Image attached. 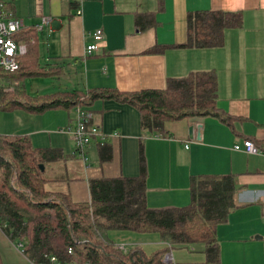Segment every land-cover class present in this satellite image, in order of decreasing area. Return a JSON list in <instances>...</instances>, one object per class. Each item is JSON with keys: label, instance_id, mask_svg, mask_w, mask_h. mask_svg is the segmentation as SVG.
I'll return each instance as SVG.
<instances>
[{"label": "crops", "instance_id": "1", "mask_svg": "<svg viewBox=\"0 0 264 264\" xmlns=\"http://www.w3.org/2000/svg\"><path fill=\"white\" fill-rule=\"evenodd\" d=\"M6 2L23 18L24 29L36 32L38 58L51 73L39 77L60 86L36 93L97 87L126 92L163 89L170 78L214 70L218 105L231 116L230 122L215 115L168 120L163 131H146L134 105L113 98L96 99L89 108L100 134L86 147L89 161L85 162L75 152L72 133L67 130L75 120L76 108L56 107L40 113L22 109L31 123L27 130L14 125L9 129L3 119L0 132L26 134L36 147L62 151L60 159L45 165L50 172L46 189L67 193L74 202L90 201V179L140 174L141 148L146 200L151 208L189 204L193 176L232 174L238 187L235 206L217 226L219 264H264V0ZM206 9L239 12L242 24L224 30L221 46H178L187 40L188 13ZM144 13L153 15V23L140 29L137 16ZM43 17L50 20L39 29ZM98 28L103 38L97 42L98 49L87 54V46L96 42L93 32ZM156 46L159 51L148 52ZM190 126H194L192 136ZM246 139L254 142L258 153L243 147ZM236 144L242 149H236ZM103 147L109 150V159L101 158ZM3 235L10 239L0 225V237L5 239ZM110 236L118 244L141 246L146 253L168 247L174 264H207L202 242L171 245L159 232L130 230H111Z\"/></svg>", "mask_w": 264, "mask_h": 264}, {"label": "trees", "instance_id": "2", "mask_svg": "<svg viewBox=\"0 0 264 264\" xmlns=\"http://www.w3.org/2000/svg\"><path fill=\"white\" fill-rule=\"evenodd\" d=\"M153 23L151 13L139 14L137 25ZM242 24L239 12L196 10L187 15V40L180 47H215L224 42V30ZM29 44L19 58L20 67H0V111L21 108L40 113L56 107L86 108L96 99H116L134 105L146 131H163L168 120L215 115L226 122L231 116L218 105V81L214 70H202L170 78L163 89L134 92L112 88L32 93L26 79L51 74L38 58L34 29L17 35ZM35 39V42H32ZM159 51L158 46L148 52ZM109 159V150L101 149ZM56 148L36 147L26 134L0 132V225L35 264H174L164 261L168 247L146 253L141 246L124 250L110 236L111 230L159 232L171 245L205 243L207 264H219L217 226L235 206L234 175L202 174L191 178V201L179 207L151 208L146 200V167L141 148V172L136 176L92 178L91 200L74 202L63 192H51L40 163L60 159ZM71 250V252H69ZM0 264L3 257L0 251Z\"/></svg>", "mask_w": 264, "mask_h": 264}, {"label": "built area", "instance_id": "3", "mask_svg": "<svg viewBox=\"0 0 264 264\" xmlns=\"http://www.w3.org/2000/svg\"><path fill=\"white\" fill-rule=\"evenodd\" d=\"M49 17H43L42 23L37 25V28H42L45 23H48ZM25 27L23 18L17 16L7 6L6 0H0V67L8 71H16L20 67L19 58L28 51V44L17 38V35ZM96 42L89 44L86 48L87 54L93 53L98 49V41L103 38V30L98 28L93 32ZM94 114L91 109L76 108L75 126H68V132L72 133L76 141V150L85 162L89 161L86 147L91 143L96 135H99V128L93 123ZM243 147L251 153H258L259 148L250 139L244 140ZM236 149H242L240 144L235 145ZM22 245V244H20ZM119 246L124 250L129 247L124 243H119ZM71 252V250H69ZM172 254L167 253L164 261L172 262ZM53 264H63L57 260L55 256L51 258ZM30 264H35L29 261Z\"/></svg>", "mask_w": 264, "mask_h": 264}, {"label": "rangeland", "instance_id": "4", "mask_svg": "<svg viewBox=\"0 0 264 264\" xmlns=\"http://www.w3.org/2000/svg\"><path fill=\"white\" fill-rule=\"evenodd\" d=\"M27 87L30 92L36 93L37 89L41 92H52L59 88V83L56 81L54 84L50 82L47 78H42L39 76L36 77H28L26 79ZM48 83L45 84V83ZM24 114V115H22ZM29 116L26 111H22L20 108H15L12 110H1L0 111V124L4 119L6 127L9 129H13V127L17 129H22V131L27 130V127L30 123L27 117ZM26 118V119H25ZM23 122V123H22ZM14 125V126H13ZM76 125L75 120L73 121L72 127ZM13 126L12 128H10ZM3 133V132H1ZM10 134V133H5ZM74 146V150H76V141L72 134H69ZM50 174L48 170L45 171V175ZM4 236V235H3ZM5 239L0 237V250L3 257L4 264H30L27 257L22 252V247L18 241H12L8 239L6 235L4 236Z\"/></svg>", "mask_w": 264, "mask_h": 264}, {"label": "water", "instance_id": "5", "mask_svg": "<svg viewBox=\"0 0 264 264\" xmlns=\"http://www.w3.org/2000/svg\"><path fill=\"white\" fill-rule=\"evenodd\" d=\"M193 131H194V126H190V128H189L190 136L193 135ZM40 167H41L42 170L45 169V165L43 163H40Z\"/></svg>", "mask_w": 264, "mask_h": 264}]
</instances>
